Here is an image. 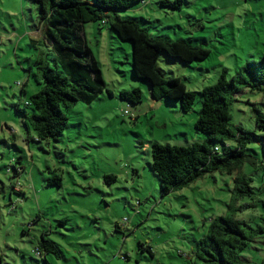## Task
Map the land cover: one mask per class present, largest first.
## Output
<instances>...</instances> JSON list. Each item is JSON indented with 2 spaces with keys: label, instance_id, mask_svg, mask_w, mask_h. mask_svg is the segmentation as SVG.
<instances>
[{
  "label": "rangeland",
  "instance_id": "1",
  "mask_svg": "<svg viewBox=\"0 0 264 264\" xmlns=\"http://www.w3.org/2000/svg\"><path fill=\"white\" fill-rule=\"evenodd\" d=\"M173 1L145 0L123 13L138 18L153 36L210 50L206 60L187 65L161 61L165 78H178L187 90L200 92L225 70L230 78L260 59L264 0H187L180 10L170 7ZM42 28L37 5L0 0V253L5 264H190L212 220L227 215L237 173L207 174L164 196L152 169V142H203L206 136L195 129L199 95L188 114L178 101L176 106L154 101L149 83L134 79L131 42L121 41L102 22L89 23L88 46L114 96L106 91L93 104L64 109L69 127L58 141H29L16 106L29 110L26 102L40 89L35 62L43 57ZM134 88L144 93L141 103L120 98V92ZM255 108L264 113L262 93L247 88L230 108L231 122L258 136L247 149L258 168L241 169L252 177L255 195L240 200L238 206L248 207L236 217L264 228V131L256 125ZM43 238L60 247L58 255L44 249L46 259L38 254ZM242 258V264H264V235Z\"/></svg>",
  "mask_w": 264,
  "mask_h": 264
},
{
  "label": "trees",
  "instance_id": "2",
  "mask_svg": "<svg viewBox=\"0 0 264 264\" xmlns=\"http://www.w3.org/2000/svg\"><path fill=\"white\" fill-rule=\"evenodd\" d=\"M29 1L37 5L43 27V57L35 62L38 70L35 77L40 89L26 102L29 110L16 106L28 131V140L39 143L51 139L58 141L69 127L64 109H73L79 103L93 104L106 91L113 96L85 36L86 24L102 22L110 26L121 41L131 42L134 79L149 83L154 100L171 106H176L174 102L178 101L182 112L188 114L193 111L197 96L200 97L201 109L195 129L198 134L206 136L203 142L186 146L152 142V169L160 179L162 194L183 190L217 171L229 175L237 173L227 215L212 220L208 233L197 242L190 264H242V252L257 237L264 235L263 227L254 228L236 217L238 211L248 207L238 206L240 200L255 195L252 177L241 169L245 164L258 168L257 159L247 153L249 144L258 136L234 125L230 108L236 95L246 88L261 92L264 103V45L258 61H248L230 78L225 70L216 84L192 92L180 79L165 78L159 63L165 60L187 65L204 61L210 56V50L183 40L153 36L148 29L142 28L138 18L123 16L124 12L138 7L145 0ZM186 2L174 0L170 7L180 10ZM22 92L26 94L24 89ZM120 98L136 105L143 101L144 93L140 88L123 90ZM253 112L257 127L264 131V113L256 108ZM54 180L60 185L59 177ZM42 249L56 255L61 250L46 238L37 248L38 254L46 259ZM0 264H5L1 253Z\"/></svg>",
  "mask_w": 264,
  "mask_h": 264
},
{
  "label": "crops",
  "instance_id": "3",
  "mask_svg": "<svg viewBox=\"0 0 264 264\" xmlns=\"http://www.w3.org/2000/svg\"><path fill=\"white\" fill-rule=\"evenodd\" d=\"M40 41V40H39ZM32 42L35 43V39H32ZM37 43V42H36ZM114 96V93H113ZM154 100V99H153ZM154 101H160V100H154Z\"/></svg>",
  "mask_w": 264,
  "mask_h": 264
},
{
  "label": "built area",
  "instance_id": "4",
  "mask_svg": "<svg viewBox=\"0 0 264 264\" xmlns=\"http://www.w3.org/2000/svg\"><path fill=\"white\" fill-rule=\"evenodd\" d=\"M217 150H218V148H217Z\"/></svg>",
  "mask_w": 264,
  "mask_h": 264
}]
</instances>
